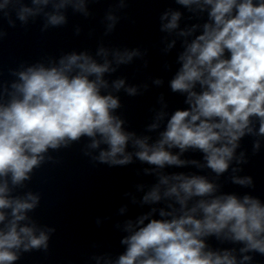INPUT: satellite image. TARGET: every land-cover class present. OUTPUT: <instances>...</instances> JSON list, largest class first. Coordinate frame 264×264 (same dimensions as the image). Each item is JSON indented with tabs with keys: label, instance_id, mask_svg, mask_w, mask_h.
Here are the masks:
<instances>
[{
	"label": "clouds",
	"instance_id": "clouds-1",
	"mask_svg": "<svg viewBox=\"0 0 264 264\" xmlns=\"http://www.w3.org/2000/svg\"><path fill=\"white\" fill-rule=\"evenodd\" d=\"M97 2L0 0V20L10 28L17 21L27 28L39 18L40 31L46 32L67 25L69 9L92 17L89 5ZM128 3L114 0L106 10L101 20L105 36L116 29ZM175 3L193 14L189 20H199L206 12L207 21L181 28L183 14L171 7L159 16L161 32L185 38L177 57L180 67L169 84L172 92L186 96L188 107L168 116L163 104L145 129L157 132L163 123L155 140L127 130L126 119L116 114L122 104L113 93L123 89L136 96L139 86L126 85L124 78L111 83L105 78L134 58L142 59L146 53L139 48L101 43L95 57L87 50L63 52L58 58L22 62L9 69L14 79L0 80V264H16L24 253L48 251L56 229L30 215L40 206L41 194L28 189V183L37 169L56 162L51 152L83 138L87 143L81 151L94 163L148 165L137 174L155 176L156 182L140 203L164 205L125 221L123 231L128 234L121 240L125 251L115 260L108 254L93 255L90 259L97 264H253L251 253L264 256V202L247 193L223 192L220 182L229 173L232 184L255 188L252 176L238 175L248 156L246 150L237 154V149L245 136L254 138L253 155L264 144V0ZM198 29L202 31L197 34ZM81 30L77 25L75 34ZM7 35L0 27V41ZM175 44L172 39L165 51ZM153 82L159 86L163 80ZM190 150L201 153L202 160L182 159ZM173 167L210 174L166 171ZM144 187L137 185L141 191ZM132 202H137L134 196ZM209 238L240 247L214 249Z\"/></svg>",
	"mask_w": 264,
	"mask_h": 264
}]
</instances>
